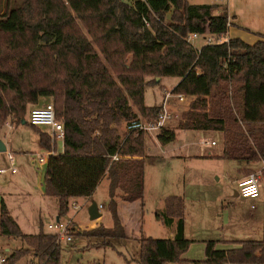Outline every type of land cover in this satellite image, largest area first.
<instances>
[{
	"label": "trees",
	"instance_id": "1",
	"mask_svg": "<svg viewBox=\"0 0 264 264\" xmlns=\"http://www.w3.org/2000/svg\"><path fill=\"white\" fill-rule=\"evenodd\" d=\"M227 25L226 6L219 2L0 0V125L6 118L23 120L43 148L54 150L46 156L42 182L44 193L56 197L58 217L66 215L71 197L88 196L102 175L107 178L111 225L98 223L78 234L111 247L113 238L125 237L113 197L119 189L123 200L141 199L146 132L126 131L124 124L157 118L161 105L143 102L144 86L158 82L156 76L178 77L170 92L193 95L176 128L219 130L224 159L264 157V40L234 36L196 47L186 39L190 32L223 33ZM40 96L51 97L62 124L60 151L46 130L26 120L28 105ZM174 136L166 126L155 133L162 144ZM183 209L181 195L163 197L154 216L163 225L174 223L173 236L136 238L137 264L181 261L190 242ZM0 234L20 241L0 251V264L26 255L35 258L31 264H61L55 233L41 223L36 232H23L1 198ZM261 242L246 238L216 248L207 239L202 264L261 261L251 254Z\"/></svg>",
	"mask_w": 264,
	"mask_h": 264
},
{
	"label": "crops",
	"instance_id": "2",
	"mask_svg": "<svg viewBox=\"0 0 264 264\" xmlns=\"http://www.w3.org/2000/svg\"><path fill=\"white\" fill-rule=\"evenodd\" d=\"M204 2H219L225 4L228 21V25L224 33L226 37L237 36L245 42H249L247 41V39H251L250 42L254 41L257 38H262L264 40V0H207ZM199 45H197L196 47H198ZM162 77L163 76H159L158 82H155L153 84L159 86V93L163 97V93L170 90V88L178 81V77L171 76L174 79L172 81H169L170 83L167 88L165 85L159 84V81ZM144 92L145 89L143 90V102L146 105H161L163 107L165 106V98H168L170 96L175 97V93L170 92L171 94L167 97H163V99H161V102L158 101L153 104H147L145 101ZM185 97V105L181 108L173 107L172 103H169V105L172 106L171 110H173V113L177 114L180 110H185L188 107V103L193 98V95L182 94L181 99H178L177 97L175 98L180 101ZM49 101H51L50 96H40L38 97L36 103L32 105H43L44 103ZM164 110L166 111L167 109L164 108ZM175 124L176 121L175 123L169 125V127L171 126L175 130L174 138L178 133L184 132L185 129H191L176 128ZM6 125L8 128H6L4 131L5 139L0 137L5 145V150L3 151L5 164H0V166L3 167H7V165L9 164L6 158V152H9L13 155V151H10V149H8V138L6 137V133L9 132L8 130L13 129L14 126L12 127L9 124ZM164 126L166 125L164 124ZM192 130L205 131L206 133L208 131H212L210 129ZM156 131L157 130H155L154 132L156 133ZM155 133L150 135L151 137H149V141L152 144H158L159 152L161 151L163 156L146 154L144 151L145 144L143 143V187L141 199H134L131 201L123 200L119 197V195H117L120 192L119 189H116V195L113 197L115 201L116 213L121 225L123 226L125 234V237L122 238L123 240L128 238L136 239L140 236L145 235L152 236V234H150L151 232H148L149 229H145L144 227L145 222L142 215L145 209V205L151 207L146 208L147 211L151 212L153 214V218L159 221L155 218L154 211L161 207L163 196H165L166 194L181 195L183 204L185 205L183 209V234L190 240V242L188 243L186 249L180 254L181 261H167L164 262V264H202V260L204 259L205 240L210 238L215 240L214 246L216 248H227L235 245V241L246 238L256 240L264 239V161H262L261 158L254 162L235 160L233 163H229L228 161H226V159L219 156L221 152V144L218 148L211 150L205 149L204 151L201 150L199 152H186L180 149L182 146H185V143L187 142L182 141L177 145H171V142L174 141L173 138L172 140L162 144L155 139ZM54 140L55 139L51 140L50 138L51 144ZM60 141L61 139H57L56 143H59L58 147L61 148ZM199 142L208 143V140L205 139L204 142H202L201 139L199 140ZM214 143L215 140H209V144ZM45 150L49 149L44 148V151ZM55 151L58 150L55 149ZM33 153H36V151H31L29 153L30 162L36 168L37 165H39V162L32 161L31 156ZM42 155L44 156V167L47 155ZM150 158L154 160V165L157 166L158 169L164 170L163 177H161L160 171L158 174H155L156 179L158 180L155 188H152L154 186L150 184H147L146 186L145 166L146 159ZM222 161H226L228 163H224L225 165L223 169H219L221 165V163L219 162ZM188 162H190L189 166L186 165V163ZM216 162H218L219 164H217ZM13 164L15 166V171L10 172L6 170L0 172V198L4 201L9 214L15 219L23 232H36L40 223L44 231H52L46 229L48 228L47 224L52 221H62L60 219L61 217H58L57 215L56 197L44 193L42 175H39L38 177L36 176V174L34 177L33 175H28V177H26V181L20 179V177H22L21 172L18 174L20 177H13L12 175L14 173H17L18 171L15 164L14 155ZM201 166L203 167V171L197 176L198 172L201 170ZM184 168L193 170V178L189 181L185 177L183 171ZM249 172H256L259 176V192L255 197L242 196L239 194L237 188V182L241 179L242 176ZM212 175H215V177L212 178ZM102 178H105L106 181L105 191L102 193V195H106L108 197L106 191L108 181L106 176L102 175L98 182H100ZM98 182L88 196L82 197L83 200L87 202V205L90 203L91 199H93L97 204V209L99 203L94 199L93 192L97 187ZM155 191L158 192L156 194L157 196H155ZM258 196L260 197L256 199ZM79 198L80 197H71L69 199V208L71 207L75 210L76 207H78L77 199ZM234 200H237L239 202L244 201L245 203L248 202L249 211L245 217H242L241 221L244 222L246 221V219L248 221L250 218H252L255 223V230H259V237H246V235H250V231L254 230V227L252 226L246 228L242 227L241 225L234 224L231 227L229 207H232ZM257 200L261 205L260 209L257 207ZM62 222H69L72 227L78 226L76 223H72V218L68 216L66 220ZM159 224L161 228H165L163 229L165 235L158 237L173 236V222L169 225H163L161 222H159ZM251 224L253 225L252 222ZM90 225H92V223ZM157 226L158 225L156 223V227H154V229H157ZM157 230H159V228ZM242 236H245V238H241ZM251 254L256 255L254 257L260 258L261 261L245 263L224 262L222 264H264V242L254 245V247L251 249ZM128 263V260H126L125 263L123 260L121 262H118V264Z\"/></svg>",
	"mask_w": 264,
	"mask_h": 264
},
{
	"label": "rangeland",
	"instance_id": "3",
	"mask_svg": "<svg viewBox=\"0 0 264 264\" xmlns=\"http://www.w3.org/2000/svg\"><path fill=\"white\" fill-rule=\"evenodd\" d=\"M190 2H204L207 0H189ZM207 35H213L206 33ZM222 37V36H221ZM204 38L201 36L194 38L191 42L194 46L199 45L202 43ZM251 39H247V41L250 42ZM252 42V41H251ZM149 76H146V78ZM174 78L171 76H163L159 84H163L166 86V88L169 85V81H172ZM145 101L147 104H153L155 102L160 101L163 99L162 95L159 93V86L156 84L153 85H145ZM165 106H161V111L165 112L167 117L164 119V124L169 127L170 124L175 123L177 120V117L179 116V113H181L182 110H178L179 113H173L171 110L172 106L169 105V103H172L173 107L181 108L185 105L186 97L182 100L178 101L175 97L170 96L168 98H165ZM31 106V105H28ZM27 106V107H28ZM164 108L167 110L165 111ZM170 109V110H169ZM139 118H142L139 116ZM143 119V118H142ZM6 124L14 126L13 129L8 130L9 132L6 133L7 143H8V149L10 151H13L15 164L18 169L17 173H14L13 177H20L18 174L21 172L22 177H20L21 180L26 181V177L28 175H33V177H38L39 175H42L43 171V162L44 160L40 161L35 168L34 165L30 162V152H39L41 154H44V148L43 146L38 142V137L36 131L29 126L28 124L23 123H17L14 120H11L9 118H6L3 123L0 125V137L5 139V129L8 128ZM123 125V124H122ZM38 128L42 130H48V127L46 125H37ZM171 127V126H170ZM156 130V129H155ZM155 130H151V132L144 133V151L146 154H155V156H163L161 151L159 152V146L158 144H152L149 141L150 135L154 134ZM183 133V134H182ZM184 137V138H183ZM221 133L220 131L212 130L208 131L207 133L205 131H197L192 129H185L184 132L178 133L177 136L174 138V141L171 142V145H177L178 143L185 141V146H182L180 150H184L186 152H199L204 151L205 149H215L218 148L221 144L220 140ZM202 139V142L204 140H208V143H201L199 140ZM213 139L215 140L214 144H209V140ZM57 142V139H55ZM156 142V141H155ZM154 142V143H155ZM170 145V144H169ZM4 153L3 151L0 152V164L4 165ZM229 163H233L235 160L226 159ZM226 161L219 162L221 163L220 168L223 169L224 163H228ZM191 162V161H190ZM190 162L186 163L187 166L190 165ZM219 164L218 162H216ZM213 167V166H212ZM189 168V167H188ZM188 168H184V174L186 179L189 181L191 180L193 170H190ZM226 170V169H225ZM160 171L161 177L164 176V170L158 169L157 166L154 165V160L152 158L146 159V166H145V172H146V186L147 184H150L155 188L157 185L158 180L156 179V175ZM203 171V167L201 166V170L198 172L197 176L201 174ZM232 171V170H231ZM233 172V171H232ZM247 174V173H246ZM215 175H212V178H214ZM105 178H102L100 182H98L97 187L95 188L93 192L94 199L99 203L98 205V211L99 215L93 219H89L87 216L86 206L87 202L83 200L82 197L77 199L78 207L76 209H72L71 207L68 209L65 216L61 217L60 219L62 221L66 220L67 216L72 218V223H76L77 227H72L69 222H64L68 225V234H70V239L65 240L64 238L59 240V260L61 264H118V262H121L122 260L125 263V259L123 258V255H125L128 259V264H136L135 257L137 252V243L136 239L134 238H128L123 240L122 238H113L112 243L114 247H111L109 245H104L98 243L101 238L93 237V236H86L83 234H78V230H82L84 228L92 227L95 224L101 223L104 226H110L111 225V217L109 214V211L106 207V202L108 197L105 195H102V193L105 191ZM151 189V188H150ZM158 192L155 191V196H157ZM168 195V194H166ZM165 195V196H166ZM180 195V194H179ZM164 197V196H163ZM260 196H258L256 199H258ZM230 198V197H228ZM93 200V199H91ZM228 204V203H227ZM257 207L260 209L261 205L257 200ZM225 205V204H224ZM185 207V205H184ZM146 208H151L150 206L145 205V209L143 212L142 217L144 218L145 222V229L148 228L151 232L152 236L158 237L163 236L165 228H161L159 225L160 221H157L153 218V214L151 212H148ZM152 210V209H151ZM230 211V220H231V227L234 224L241 225L242 227H254L253 231H250V235L252 238H257L260 236L259 230H255V223L250 218L248 221H241L242 217L246 216L249 211V205L248 202L245 203L244 201H237L234 200L232 207H229ZM142 214V213H141ZM69 221V220H68ZM253 223V225L251 224ZM92 223V225H90ZM157 223V229H154L156 227ZM47 230H51L46 228ZM241 238H245V236H242ZM212 239V238H210ZM20 244V241L17 237L13 236H6L3 234H0V251L5 252V247L8 246H17ZM32 262H35V258L31 255H26L20 260L16 262V264H31Z\"/></svg>",
	"mask_w": 264,
	"mask_h": 264
},
{
	"label": "built area",
	"instance_id": "4",
	"mask_svg": "<svg viewBox=\"0 0 264 264\" xmlns=\"http://www.w3.org/2000/svg\"><path fill=\"white\" fill-rule=\"evenodd\" d=\"M145 23H147L144 20ZM225 32L213 35L199 34L197 32H190L186 35V39L192 41L198 36L204 38L203 42H219L226 40L228 37L224 35ZM222 36V37H221ZM170 90L163 93V97L170 95ZM175 97L178 99L182 98V93H175ZM167 117L165 112L160 111L157 118L154 121H147L145 119L135 117L128 120L124 124L126 131L131 130H143L144 132H150L151 130H157L160 126H164V119ZM26 120L32 125H46L48 127V134L52 139H61L62 138V124L59 120L54 118L53 105L52 102H46L43 105H32L28 108ZM213 142V141H211ZM54 152L52 148L45 150L44 154ZM114 157V155H112ZM6 158L8 160L7 167L0 166V172L3 171H15V166L13 164V155L9 152H6ZM33 162H40L43 160L44 156L41 153H33L32 156ZM264 161V157L261 158ZM259 176L256 172H249L241 177L237 182L238 192L242 196L255 197L259 192ZM47 227L50 228L54 233L56 240L64 238L65 240L70 239V234H68V225L62 221H52L47 224ZM3 261V256L0 255V263Z\"/></svg>",
	"mask_w": 264,
	"mask_h": 264
},
{
	"label": "water",
	"instance_id": "5",
	"mask_svg": "<svg viewBox=\"0 0 264 264\" xmlns=\"http://www.w3.org/2000/svg\"><path fill=\"white\" fill-rule=\"evenodd\" d=\"M155 79H158V77L156 76ZM22 122H23V120H21V123ZM4 150H5V145H4L3 141L0 139V151H4ZM57 150L60 151L61 148L58 147ZM86 211H87L88 217L90 219H93L100 214L98 209H97V204L95 203L94 200H91L90 203L87 205Z\"/></svg>",
	"mask_w": 264,
	"mask_h": 264
}]
</instances>
